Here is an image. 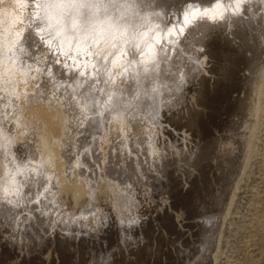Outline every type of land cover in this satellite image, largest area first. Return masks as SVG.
I'll return each instance as SVG.
<instances>
[{
    "label": "bare ground",
    "instance_id": "obj_1",
    "mask_svg": "<svg viewBox=\"0 0 264 264\" xmlns=\"http://www.w3.org/2000/svg\"><path fill=\"white\" fill-rule=\"evenodd\" d=\"M3 1L5 0H0V105L10 103L11 107L16 108L17 118L13 120L15 123L12 128L15 132H12L13 130H9L4 123L9 111L6 113L1 108L2 106L0 107V228L4 226V222L5 224L12 223V228H15L18 221L24 219H21L20 211L17 213L11 211L9 204L18 206L23 211L24 209L32 211L35 208H42L45 212L52 210L51 212L54 213L57 210L58 205L56 204L53 211L52 200L55 201L53 191L56 187L53 186L52 180L57 181L60 177L56 174V169L59 165L58 160L62 157L69 158L67 159L69 161L68 172L71 173L72 170L78 169L88 183L93 185V181L99 183V180L107 179L111 185L110 188L116 192H123L120 191L122 183L119 185L120 182L118 183L119 179L115 178L116 176H122L127 172L135 173L136 170L139 171L140 176L141 169L139 170V168H142L143 160L145 162L152 160L155 162L152 164L157 166L156 163H161L162 159L167 156L162 157L163 152H169V149L171 150L170 155H177L175 159L172 158L174 163L182 162L184 157L186 158L189 154V157L192 158L195 149L191 151L189 146H194L200 152L202 150L209 152L212 160L219 163V168L220 164L224 163L229 166L233 162L230 163L228 160L222 159L227 151L224 145L229 140H236L242 133V127L249 121L251 110L256 106L254 95L258 92L257 87L260 81L263 80L264 0H13V6L3 4ZM16 7L21 8L22 13H16ZM182 14L184 23H181ZM208 17H212V19H208ZM60 55L64 56V60L58 59ZM99 56L101 58L102 56L108 57V60L105 58L107 61H103L104 64L100 63ZM35 80L46 81L49 93L46 94L44 91L36 89L34 87ZM108 86L111 89L109 93L105 90ZM236 94L237 97L234 98ZM217 97L218 99H216ZM224 97H233L234 100H232L233 104L229 102L230 104L226 108L225 114L230 113V117L227 116L230 118L231 124L228 122V127L223 129L224 134L222 135V128L216 127L214 121L211 120L213 119L211 118L212 114H208L207 111L209 109L212 111L214 102L223 100ZM33 102L47 108L50 114L60 120L64 129V138L59 140V157L52 149L54 142H50L44 122L40 120L39 116H35L31 120L32 115L28 110L31 109ZM223 102L226 101L223 100ZM165 110L167 113L171 110V113L173 112L169 126V122L165 125V122L161 120L162 116H168L167 114L163 115ZM225 114L222 113V115ZM224 125L226 126V124ZM193 136L197 137V140ZM21 139L28 141L27 147L20 145ZM158 139L160 142H157ZM188 158L187 160L190 159ZM198 160L199 158H197ZM32 162L39 163V167H31L30 163ZM171 162L169 163L171 164ZM189 163L191 164V162ZM148 164L151 165L150 162ZM160 166L164 167V164H160ZM189 167L188 170L193 166L189 165ZM152 168L156 170L157 167ZM48 169L49 171H45ZM203 169L205 168L202 167V171H200L199 165V175L189 171L194 173L191 176L196 175L197 177L191 178L188 187V184L185 185L186 192L188 191L187 197L193 198V209L190 211H193V216L203 217L200 218L201 224H194V227L196 225L199 226L198 228L201 225L209 224L214 213L211 211L221 205V199L224 196L222 190L223 192L221 191V195L218 196L219 200L217 199L219 203L215 201L214 193L216 192L212 194V182H214L212 179L214 180V178L211 179L208 176L209 173H205L206 170L203 172ZM164 173L166 176L167 173ZM179 174H176L178 178ZM182 174L184 175V172ZM156 177L154 175V178ZM219 178L218 180H220ZM131 179L129 177V180ZM153 180L151 181L154 182ZM162 181L159 182L160 184L158 183L159 185L154 182L158 186L153 183L151 184L153 186L149 184V189L150 186L151 191L154 187L162 186ZM126 182H129L128 179ZM167 183H164L166 186L163 185L160 188L164 186L168 188ZM56 184L60 185V183ZM127 187L126 185V190ZM90 188L89 191L92 190ZM181 189L182 187L177 191ZM58 190L57 188L55 191L59 192L60 190ZM159 191L157 190V193L161 192ZM126 192L128 193V190ZM165 192L164 194H166ZM95 194H92V197ZM126 194L121 198V202L128 207L129 203L132 205L133 200L136 202L138 196H133L130 191L127 196ZM164 194L162 198H164ZM177 194L179 196L180 193L177 192ZM169 195L167 194L168 198ZM157 196L159 195L157 194ZM182 197L181 200L184 198ZM49 201L51 204H48ZM177 201L176 197L175 202ZM113 202L115 201L112 200ZM118 203L121 205L120 202ZM175 205L176 208L179 204ZM187 206L189 207V205ZM177 210L180 209L176 208ZM186 210L188 212V208ZM51 212L49 213L52 215ZM23 215L25 214L23 213ZM171 215L168 217L171 218ZM183 216L181 215V218ZM43 217L47 218V216ZM137 217L135 221H137ZM48 218L49 221L53 217ZM123 218H125L124 214ZM212 218L216 219V217ZM29 219L27 218V220ZM60 219L64 220V218ZM36 220H32V222ZM125 220L121 219V225L125 223L132 226L134 223L133 219V221L130 219L131 222L128 219L129 223ZM24 221L26 222L25 219ZM43 221L46 223L44 219ZM75 221L73 219L72 222ZM32 222L30 221L28 224L31 225ZM168 222L174 223L172 220ZM145 223L147 224V222ZM210 223L214 224L212 221ZM47 224L51 226L49 222ZM47 224L45 225L47 226ZM211 224L210 226H212ZM129 226L125 227L129 228ZM133 226L135 227V223ZM177 226L178 229L181 228L178 224ZM75 227L76 225H74ZM12 228L10 229L12 230ZM176 228L175 225L172 227L173 231L170 230L175 236ZM195 228L194 230H196ZM207 229L211 230L208 227ZM75 230L73 229V232ZM194 230L192 233H195ZM49 231L47 233L51 232ZM207 232L210 233V231ZM37 233L35 234L38 235ZM43 233L45 232L43 231ZM43 233L42 235H44ZM35 234L32 236L34 237ZM188 236L190 237V234ZM27 237L29 238L28 233ZM27 237L26 239H28ZM111 238L106 237V240L109 241L108 239ZM209 238L208 236L207 240ZM23 239L25 240V238ZM146 239L148 238L146 237ZM202 239L200 241H203ZM27 242H25L26 245ZM31 242L29 241L30 244ZM36 242L38 243V240L34 244ZM43 243L45 244L44 241ZM133 243L135 242L133 241ZM144 245L147 246V251H152L148 249L153 245L151 240L146 244L144 242ZM195 245L193 246L195 247ZM199 245L203 246V244ZM29 246L31 247V245ZM36 246L40 247L41 245ZM32 247L34 248V245ZM64 247L63 244L60 249H65ZM193 249L194 252L197 251V248ZM176 250L180 257L186 259L189 264L198 261L190 263L192 258L190 255L194 252H189L190 255H188L179 247ZM41 251L39 252L47 253L43 247ZM150 253L152 254V252ZM151 254H147V256L150 257L153 255ZM140 259L142 260V258Z\"/></svg>",
    "mask_w": 264,
    "mask_h": 264
},
{
    "label": "rangeland",
    "instance_id": "obj_2",
    "mask_svg": "<svg viewBox=\"0 0 264 264\" xmlns=\"http://www.w3.org/2000/svg\"><path fill=\"white\" fill-rule=\"evenodd\" d=\"M12 1L13 0H5L2 3L3 4H10L13 6ZM16 8H15L16 13H18V14L22 13L21 8H17V9ZM22 27H23V24H22ZM45 48H47V46H45ZM99 57H98V60L100 63L104 64L103 61L108 60L107 59L108 57L102 56L103 60H102L101 56H99ZM58 59L60 61H62V60H64V56L60 55V56H58ZM262 77H263V80L260 81V84L257 87L258 92H256V94L254 95L256 106H254V108H253L254 110L253 109L251 110V115H250L249 121L247 123H245V125L242 127V130H241L242 133L239 134V136L237 137L236 140H229L224 145V148L227 151H225V154L223 153L225 156H223L222 159H224V161L228 160V162H230V163L232 161L234 163L236 162L235 164H232L233 163L232 162L231 164L229 163L230 164L229 166H227L226 164H224L222 162L223 164H220V168H222V166H224L225 170H224V168L220 169L218 167L219 163L216 162L217 163L216 164L212 160V157H211V155H209V152H206L205 150H202L200 152L194 146H189V150L193 151L195 149L193 155L196 154L197 156L192 155L191 156L192 158H190L189 157L190 154H189V156L187 155L186 158L184 157L185 161L182 160V162H180V163L179 162L174 163L173 159H175V157L177 155H173V154H172L173 156L170 155L169 153L171 150L169 149V152L166 151V152H163V154H162V157L167 155L166 157H164L166 160L163 158L161 163L160 162L156 163L157 166L154 165L155 162H153L152 160L146 161V162H145V160H143L144 164H142L141 167L142 168L144 166L145 167L143 169L139 168V170L141 169L140 176L138 174L139 173L138 170L135 171L136 174L134 172H132V173L127 172V174H124L122 176L120 175L121 178L119 175L116 176L115 178L119 179V181H118V183L120 182L119 185H121V183H122L121 186L122 187L124 186L123 188L120 187L121 188L120 191H123V192H119V191L116 192L112 188H110L111 185L107 179L99 180L98 181L99 183H97V181H95L96 183L93 181V183H94V185H93L92 183H90V184L88 183L86 178H84L85 176H83L82 173H80V171L78 169H74L75 171L72 170L71 173L68 172L67 166H68L69 161L67 159H69V158L62 157L60 160H58L59 165L57 166V169H56V174L60 176L59 179L57 180L58 182L55 180H52L53 186L56 187V189H54V191H53V193L55 195V201H56L55 202L54 199L52 200V202H53L52 205H54L53 211L55 210L56 206L58 205L57 206L58 208H56L57 210H55L54 213L51 212L52 210L49 211L52 213V215L49 212L43 211L42 208H35L32 210L33 212L31 210L30 211L28 210L29 214H30V216H29L27 210L24 209V211H23L18 206H13V204L12 205L9 204L11 211H15L16 213L20 211L21 212V214H20L21 219L24 218L26 220V222L27 221L28 222L26 223L24 221V219L19 220L20 217H18L19 219L17 218V220L20 221L21 225L18 221L19 224L17 223V225H15L16 227L14 226L15 228H12L13 227L12 223H10V224L8 223L9 226L11 225L10 228H12V230L10 228H8L9 227V226L7 227L8 224L7 223L5 224V222H4V226L0 228V264H65V263L66 264H187L188 261L186 259L184 260L180 257V254L176 250L177 247H179L180 250L186 251L188 253V255H190L191 252H194L193 248H197V251L195 250V252H194L195 254L193 253L192 255H190L192 257L190 259V263L191 262L194 263L196 260H198L194 264H264V72H263ZM41 81L42 80H35L36 85L34 84V87L40 91L41 90L44 91L46 94L49 93L47 90L48 86L45 83L46 81H44V80L42 82ZM108 88L110 89L109 86L106 87V89H105L106 92L108 91L107 93H109V91H111V89L107 90ZM235 97H237V94L234 95V98ZM224 98H223V100L226 101L225 102L226 104L221 99L219 101L214 102L215 104H213L214 106L211 108L212 111H210V109L208 110L209 112L207 111L208 114L209 113L212 114L211 118H213V119H211V120L214 121L216 127L218 126V127L222 128V131H223V132L221 131L222 135L224 134L223 129L228 127L227 125L229 123L231 124V121L229 118L230 113L225 114L226 108H228V106L230 104L229 102L232 103V100H234L233 97L232 98L224 97ZM216 99H218V97ZM230 99H231V101H230ZM221 102H223V103H221ZM232 104H231V106H232ZM221 105L225 108H223ZM3 106H4V108H3ZM218 106L220 107V109ZM0 107L2 109H4V111L6 113L8 111L10 112V113L9 112L7 113V117H6L7 119L6 118L4 119V123H5V126L9 130L12 129L13 131L12 130L11 131L15 132L14 128H12V127H14V123H15V121L13 122L14 118L15 119L17 118L16 117L17 116L16 115L17 114L16 108L11 107L10 103H7V104L2 103L0 105ZM9 107H10V109H9ZM12 108H14V109H12ZM221 109H222V111L223 110L224 111L222 112ZM11 111H12V113H11ZM171 111H168V113H169L168 114L165 110L163 115L167 114L168 116H162L163 119H161L163 122H165L164 123L165 125L169 122L168 126L171 124L170 119L172 116L171 114H173V112L171 113ZM14 112H16V113H14ZM28 112H30V115H32L31 120L34 119L35 116H39L40 120L42 122H44V124L46 125V128H47L48 135H49V140L51 143L54 142V144H52V146H53L52 149L55 152V154L59 157L60 156L59 140L64 138V129L61 126L59 118L50 114L48 112L47 108L39 106V104H37L35 102L32 103V107L30 110H28ZM215 112H217V113H215ZM222 113H224L226 115V117H225V115H222ZM9 114H11V115L9 116ZM227 115H229V117ZM212 116H214V117H212ZM218 116H220V117H218ZM222 116L224 119L222 118ZM216 117H218V118L216 119ZM225 118H227V119H225ZM9 119H11V120H9ZM221 119L223 122L220 121ZM6 120H7V122H6ZM225 121H226V123H225ZM9 123L11 125L12 124L13 125L11 126ZM224 124H226V126ZM165 125H164V127L168 128V126H165ZM218 130H220V129H218ZM193 137H195V136H193ZM196 138L197 137H195V140H197ZM157 142H160V140L158 139ZM19 143L22 147H27V145H28V141L26 139H21V141H19ZM103 147H106V145H103ZM202 154H203V156H201ZM234 154H238V155H234ZM200 156H201V159H200ZM232 157H235L237 159L232 158ZM167 158H169L170 160ZM187 158L189 160H187ZM197 158H199L198 161H197ZM190 160L193 161V164L194 163H196V164L193 165L192 161H190ZM171 161L175 165H173ZM187 161L191 162V164ZM149 162L151 163V165L148 164ZM169 162H171V164ZM183 162L184 163L186 162V163L184 164ZM240 162H242V163H240ZM152 163H154V164H152ZM168 163H169V165H168ZM220 163H221V161H220ZM160 164H164V167L160 166ZM198 164L200 165V169H201L200 171H202V167H203V168H205V169H203V172H205V170H206L205 173H209L208 176H210L211 179H212V177L214 178V180L212 179V181H214V182H212V191H213L212 194L214 192L217 193V194L214 193L215 198H216L215 201H217V199L219 200L218 196L221 195L220 193L222 190L224 191V196L221 199V205L218 206L220 208L217 207V209H215L214 211H211L214 213L212 214L210 220L212 221V223L214 222V224H211L210 223L211 221H210L209 224H207L205 226L201 225L200 228H198L199 226L195 225V227H196L195 228L194 224H201L200 218L202 216L201 217L193 216L194 215L193 211H190L193 209V202H192L193 198L187 197L188 191L186 192V188H185L186 186L185 185H187L189 181H190L189 183H191V178L197 177L196 175H199L198 174L199 173V171H198L199 165ZM147 165H149V166H147ZM189 165H191V167L192 166L193 167L188 170L187 168L189 167ZM197 165H198V167H197ZM30 166L33 168H38L39 163H33L32 162V163H30ZM173 166H174V168H173ZM178 166H179V168H178ZM235 166H237V167H235ZM152 167H155V168L157 167L156 168L157 172ZM242 167H243V169H242ZM149 168H150V170H149ZM144 169H147V170L144 171ZM152 169L154 171H151ZM216 170L217 171L219 170V171L217 172ZM220 170H222V171H220ZM45 171H49V169L45 170ZM142 171H144V172L142 173ZM170 171H172V172H170ZM174 171H176L175 172L176 174L181 173V174H179L180 175L179 178L176 174L174 175ZM187 171L188 172L192 171L196 175L191 176V175H194V173L193 174L190 172L188 173ZM150 172H152L153 174ZM164 172H166L168 175L166 174V176H165ZM183 172H184V175L182 174ZM230 172H232V173H230ZM69 173L72 175V177H70L71 175ZM128 173H129V176H128ZM160 173H161V175H158ZM229 173H230V175H229ZM151 174H152L153 178H151L152 177ZM135 175L137 176V178ZM154 175H155V177L157 175V177L154 178ZM68 176H69V178H67ZM127 176H128V178H127ZM134 176H135V178H134ZM174 176H176V177H174ZM129 177H130V179L132 178L131 180H133V181L129 180ZM158 177L160 178V180ZM165 177H167L168 180H166L167 178H165ZM173 177L177 180V182H179V181L180 182L177 184L176 180L175 181L173 180L174 179ZM70 178H72V179H70ZM133 178L137 179V180H134ZM147 178H149L150 181ZM218 178L220 180H218ZM127 179L129 182H132V183H129V182L127 183L126 182ZM144 179H146V180H144ZM162 179H164V181H162ZM215 179H216V181H215ZM225 179H226V181H225ZM228 179H229V181H227ZM151 180H153L154 182H155V180H157L158 182L157 181L155 182L157 184L160 181H162L161 182V184L163 183L162 186L165 185L167 182H169V183H167L168 188L165 187L166 185L163 187L164 189L160 188V187H162L160 185L158 188L154 187L156 189L152 188V191H151V186H153V185L158 186L160 184L159 183L157 185L154 182H152ZM146 181H149V182H146ZM230 181H233V182H230ZM106 182L109 185H107ZM56 183H60V185L58 186V184H56ZM152 183H153V185H151ZM149 184L151 185L150 189H149ZM174 184H177V185L175 186ZM179 184H181V185H179ZM95 185H97V186H95ZM126 185L128 186L127 187L128 193L126 192L127 190L125 189ZM130 185H132V186H130ZM188 186H189V184L187 185V187ZM90 187H94L96 189V191L94 188H90ZM181 187H182V189L177 191V189H180ZM57 188L60 190V191L58 190L59 192L55 191V190H57ZM89 188L92 190L89 191ZM169 188H171V189L173 188V190L170 189L171 190V192H170ZM157 190L161 191V192L159 191L161 193V195H160V193H157ZM174 190L176 191L175 193H174ZM111 191H113V192H111ZM129 191H130V194H132L133 196H135V197L138 196L136 202L134 200L132 202V205L134 207L130 203L128 204V207H126L125 204H123L121 202V198H123V195L125 197V194L126 193L129 194ZM165 191H167L168 193ZM183 191H185L186 193ZM134 192L136 195L134 194ZM164 192L166 194H164ZM172 192L174 194H171ZM177 192L180 193L179 196H177L178 195ZM119 193H120V195H118ZM121 193H123V194L121 195ZM92 194H95V195H93V197H92ZM127 194H126V196H127ZM157 194L159 196H157ZM163 194H164V198H162ZM167 194L168 195L170 194L169 198L171 196L172 199L171 198L169 199L167 197ZM185 194H186V196H185ZM114 195H116V196L118 195V196L116 197ZM180 195L184 197V198L182 197L183 198L182 200H181ZM176 197L178 199L177 202H175ZM115 198H116V200H115ZM165 198H168V199L164 200ZM186 198H189V199H186ZM112 200L115 201V202H113L115 204L112 203ZM168 200H170L171 202ZM118 202H120L121 205H119ZM134 202H135V204L136 203L137 204L135 205ZM217 202H216V205L219 203V202L218 203ZM169 203L174 204V206H172V204L170 205ZM48 204H51V202L49 201ZM175 204L180 205V208H179V205L176 207V208L180 209V210H177L178 212L176 211V208H175L176 205ZM122 205L126 208V210ZM181 205L183 206V208ZM187 205H189V207ZM190 205H192V206L190 207ZM115 206L116 207L118 206L117 210H116ZM130 206H131V209H130ZM184 207H185V209H184ZM123 208H124V210H123ZM187 208H188V212L189 213L191 212L190 213L191 215L187 212V210H186ZM171 209H173V210L175 209V210L173 211ZM185 210L187 213L185 212ZM25 211H27V212L25 213ZM123 211H124V213H122ZM126 211H128V212H126ZM170 211H173V212L171 213ZM125 212H126V214H125ZM133 212H135V213H133ZM23 213L25 215H23ZM118 213H119V215H118ZM167 213L169 215H171V214L174 215L173 218H172V215H171V218L168 217L169 215ZM39 214H41V215H39ZM121 214H122V216H120ZM123 214H124L125 218H123ZM177 214H179V215H177ZM22 215H23V217H22ZM181 215L182 216L184 215L183 218H181ZM43 216H47V218L53 217L52 218L53 220L50 219L48 221L49 218L47 219ZM164 216H165V218H164ZM186 216H188V217H186ZM33 217H34V219H33ZM36 217L40 218L41 220L36 218ZM136 217H137V221H135ZM212 217H214V218L216 217V219H213ZM27 218L28 219L30 218V219L27 220ZM35 218L39 221H37ZM60 218H64V220L63 219L62 220L65 222H63ZM43 219L46 221V223L43 221ZM73 219L76 221L72 222ZM118 219H120V220H118ZM121 219L122 220L126 219L125 222L127 221V223H129L128 221L130 219L131 220L133 219L134 223H135V227L133 226L134 223H132L133 227L131 225L129 226V224H125V223H123V225H121V222H120ZM32 220H36V221L32 222ZM131 220H130V222H131ZM169 220L170 221L172 220L174 223L171 224V222H168ZM30 221L32 222L31 225L28 224V223H30ZM66 221H67V223H66ZM68 221H69V223H68ZM38 222H40V223H38ZM47 222H49V225H51V226H48ZM50 222H51V224H50ZM60 222L62 224L64 223L63 225H65L66 227L64 228V226ZM145 222H147V224ZM24 223H26L25 226H24ZM54 223H55V225H54ZM70 223H72V224H70ZM169 223L172 225V227H174L176 225V227H177L176 233L178 234V231H179V234L180 233L181 234L180 235L176 234V236H175V234H173L171 232V231H173V229ZM22 224L24 227L22 226ZM45 224H47V226ZM67 224H68V226H67ZM137 224H138V226H137ZM143 224L145 225L144 227L141 226ZM177 224L181 228L178 229ZM210 224L212 226H210ZM33 225L35 227L37 225L36 228L38 230ZM74 225H76L77 228L76 227L74 228ZM105 225H106V227H105ZM52 226H53V228H52ZM125 226H127V227L129 226V228H127ZM140 226L142 227V229ZM46 227L48 228L47 230H46ZM114 227H116V228H114ZM193 227L196 230H194ZM207 227L210 228L211 230L207 229ZM32 228H34V229H32ZM62 228H64V229H62ZM132 228H133V230H132ZM26 229H27V231H25ZM68 229H70V230H68ZM73 229H76V230L73 232ZM201 229H204V230H202L203 232L201 231ZM28 230H30V231H28ZM48 230H50L51 232L49 231L50 233H47ZM66 230L68 231V233ZM193 230L195 233H192ZM37 231H38V233H37ZM43 231L45 233H43ZM204 231H205V233H204ZM207 231H210V233H208ZM29 232H30V234H29ZM31 232L33 234L37 233L38 235L35 234L37 237L35 235L33 237L32 236L33 234ZM104 232H105V234H104ZM199 232H201V233H199ZM27 233H28L29 238L27 237ZM42 233L44 235H42ZM187 234L188 235L190 234V237L191 236L192 237L190 238ZM200 235H202V236H200ZM40 236H42V237H40ZM141 236H143V237H141ZM177 236H178V238H177ZM208 236L210 237L209 240H207ZM26 237L28 239H26ZM106 237H110V238L112 237L111 238L112 240L108 239L109 241H107ZM146 237L149 240H151L153 245H154V246L152 245L153 247L152 246L148 247V249L152 250V251H147V246L144 245V242L146 244L149 241L148 239H146ZM23 238H25V240ZM31 238L33 240H34V238H36L35 241L38 240V243L36 242L34 244L35 241H32ZM131 238H134V239H131ZM140 238L141 239L143 238L142 240H144V238H145L146 241L144 240V242H142V240ZM198 238H199V240H198ZM40 239H42V240H40ZM201 239L203 241H200ZM160 240H161V243L158 244V242H160ZM29 241L30 242L32 241L31 244L29 243ZM43 241L45 242V244L43 243ZM106 241H107V243H106ZM133 241L135 243H133ZM180 241H181V244L184 243L185 245L184 244L181 245ZM195 241L196 242L198 241V242L196 243ZM25 242L28 243L27 244L28 246L31 245V247L29 246L30 250L27 249L28 246L26 245ZM40 242H41V244H40ZM108 242H110V243H108ZM177 243H179V244H177ZM198 243L203 244V246L201 247V245H199ZM38 244H39V246L44 245L42 247L45 250V252H47V253H45V252H44L45 254L40 253V252H42L41 251L42 247L41 246L35 247V245H38ZM63 244L65 245V247H64L65 249L61 250L60 248ZM195 244H197V245H195ZM32 245H34V248L32 247ZM193 245H195V247ZM24 246H26V247H24ZM25 248H26V250H25ZM31 248H32V250H31ZM37 248L39 249L40 252L38 251ZM188 249H190V250H188ZM202 249H204V250H202ZM145 251L148 252L147 254H149V255L151 254L150 252H152L153 255L151 254L152 256L149 257V255L147 256V254H145L146 253ZM193 256H194V258H193ZM138 258L139 259L142 258V260L141 259L139 260Z\"/></svg>",
    "mask_w": 264,
    "mask_h": 264
},
{
    "label": "snow or ice",
    "instance_id": "obj_3",
    "mask_svg": "<svg viewBox=\"0 0 264 264\" xmlns=\"http://www.w3.org/2000/svg\"><path fill=\"white\" fill-rule=\"evenodd\" d=\"M208 19H212V17H208ZM181 23H184L183 14H182V17H181Z\"/></svg>",
    "mask_w": 264,
    "mask_h": 264
}]
</instances>
